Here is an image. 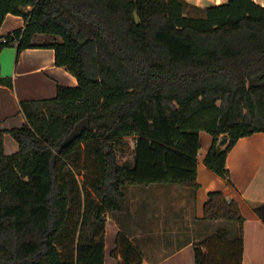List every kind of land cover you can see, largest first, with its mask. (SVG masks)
Masks as SVG:
<instances>
[{
	"label": "trees",
	"instance_id": "trees-1",
	"mask_svg": "<svg viewBox=\"0 0 264 264\" xmlns=\"http://www.w3.org/2000/svg\"><path fill=\"white\" fill-rule=\"evenodd\" d=\"M7 14L24 27L0 36V52L15 40L17 52L51 48L77 85L19 103L25 122L9 130L18 149L0 148V264H104L105 214L125 211L121 187L196 190L200 131L211 136L203 163L222 178L237 139L264 131L236 111L243 98L264 121V6L253 0L203 8L185 0H0V27ZM40 35L52 40L35 42ZM85 117L89 129L57 152ZM126 138L133 161L120 164ZM254 213L264 222V203ZM203 218L243 221L218 190L208 193ZM192 248L194 264H242L241 233L231 239L218 228ZM110 255L116 264L142 261L123 231Z\"/></svg>",
	"mask_w": 264,
	"mask_h": 264
},
{
	"label": "crops",
	"instance_id": "crops-1",
	"mask_svg": "<svg viewBox=\"0 0 264 264\" xmlns=\"http://www.w3.org/2000/svg\"><path fill=\"white\" fill-rule=\"evenodd\" d=\"M185 1L203 8L227 0ZM253 1L264 6V0ZM23 27L21 16L7 14L0 27V36ZM0 78L11 81V86L0 83V148L8 155L18 149L9 130L25 122L19 103L51 98L57 86L73 87L77 80L64 67L55 65L53 49L25 48L17 52L15 44L0 52ZM203 132H199L196 190L178 183L121 187L125 211L105 214L104 264L117 263L110 251L118 231L125 232L139 249L141 264H194L193 243L218 228L225 229L231 239L242 234V264H264V222L254 213V208L264 203V131L237 139L225 159L226 178L215 175L204 165L203 157L211 144V136ZM132 161L131 154L129 162ZM216 190L237 202L243 216L241 224L203 218L208 193Z\"/></svg>",
	"mask_w": 264,
	"mask_h": 264
},
{
	"label": "rangeland",
	"instance_id": "rangeland-1",
	"mask_svg": "<svg viewBox=\"0 0 264 264\" xmlns=\"http://www.w3.org/2000/svg\"><path fill=\"white\" fill-rule=\"evenodd\" d=\"M191 14L198 15L197 13H193V12H191ZM44 39L52 40V38H50V37H46V36H41L40 35L34 41L35 42H41ZM259 97H260L259 95H255L253 97V100L257 101ZM217 103L220 104L221 106H225L226 101L225 100H222L221 102L217 101ZM236 108H237L236 111L240 114L239 115L240 119L251 121L254 124H262V123H264V121H262V119H261V113L258 110H256L254 114H251L249 112L248 107L246 106V103H245L243 98H241L239 100V102H237ZM203 134H205L206 136H209L205 132H203ZM132 147H133V140L131 138H126L125 141H124V144L122 146L123 149H119V151H118L119 162L120 163H124V162H129L130 161ZM200 155L201 156H199V157L201 158L202 155H203L202 151H201Z\"/></svg>",
	"mask_w": 264,
	"mask_h": 264
},
{
	"label": "water",
	"instance_id": "water-1",
	"mask_svg": "<svg viewBox=\"0 0 264 264\" xmlns=\"http://www.w3.org/2000/svg\"><path fill=\"white\" fill-rule=\"evenodd\" d=\"M90 127L89 120L87 117L82 118L79 120L71 129V131L63 138V140L60 142L57 152H59L62 148L66 147L71 141H73L75 138L80 136L83 131L88 130ZM226 142V137H222L219 142L217 143V147L219 148L221 145H223Z\"/></svg>",
	"mask_w": 264,
	"mask_h": 264
},
{
	"label": "built area",
	"instance_id": "built-area-1",
	"mask_svg": "<svg viewBox=\"0 0 264 264\" xmlns=\"http://www.w3.org/2000/svg\"><path fill=\"white\" fill-rule=\"evenodd\" d=\"M2 40H3V41H6V39H5V38H2ZM12 44H13V45H14V44L16 45V44H17V41H16V40H15V41H13V42H12Z\"/></svg>",
	"mask_w": 264,
	"mask_h": 264
}]
</instances>
